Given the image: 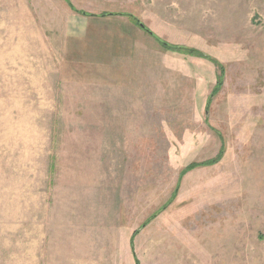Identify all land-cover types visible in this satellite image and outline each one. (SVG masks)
Masks as SVG:
<instances>
[{
    "label": "rangeland",
    "instance_id": "rangeland-1",
    "mask_svg": "<svg viewBox=\"0 0 264 264\" xmlns=\"http://www.w3.org/2000/svg\"><path fill=\"white\" fill-rule=\"evenodd\" d=\"M69 2L0 0V264H264V0Z\"/></svg>",
    "mask_w": 264,
    "mask_h": 264
},
{
    "label": "trees",
    "instance_id": "trees-1",
    "mask_svg": "<svg viewBox=\"0 0 264 264\" xmlns=\"http://www.w3.org/2000/svg\"><path fill=\"white\" fill-rule=\"evenodd\" d=\"M66 2H67V4L69 5V7L72 9V10H75L74 9V7L71 5V3L69 2V0H65ZM82 15H84V16H91V14L89 15V14H87V13H85V12H80ZM101 16H105V15H101ZM100 16V17H101ZM129 17L131 18V20L132 21H134V23L139 27V28H141L144 32H146L147 34H149V35H151L152 37H154L162 46H164L165 48H168V49H170V50H186L188 53V55H193L194 53H195V50H192V49H187V48H183V47H179V46H172V45H169V44H167V43H165V42H163V41H161V40H159L156 36H154V34L151 32V31H149L137 18H134V17H132V16H130L129 15ZM200 57H206V55H204V54H200ZM218 85H220V82H218ZM212 96V95H211ZM209 100H210V97H209V99H208V101H207V104H206V109H207V107H208V105H209ZM207 112V111H206ZM213 161H210L209 163H212ZM214 162H218V161H214ZM195 165L194 164H192V165H190V166H188V168H186L184 171H187V170H189V169H191V168H193ZM177 189H178V186H177V188H176V190H175V192H174V194L176 193V191H177ZM144 226V225H143ZM136 264H138V262L136 261Z\"/></svg>",
    "mask_w": 264,
    "mask_h": 264
}]
</instances>
